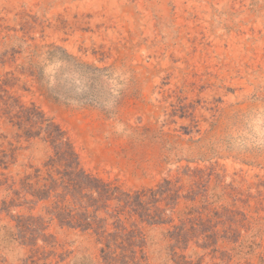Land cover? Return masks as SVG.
I'll return each mask as SVG.
<instances>
[{"label":"rangeland","instance_id":"obj_1","mask_svg":"<svg viewBox=\"0 0 264 264\" xmlns=\"http://www.w3.org/2000/svg\"><path fill=\"white\" fill-rule=\"evenodd\" d=\"M30 112L146 193L128 235L22 196ZM0 264H264V0H0Z\"/></svg>","mask_w":264,"mask_h":264},{"label":"trees","instance_id":"obj_2","mask_svg":"<svg viewBox=\"0 0 264 264\" xmlns=\"http://www.w3.org/2000/svg\"><path fill=\"white\" fill-rule=\"evenodd\" d=\"M30 115L29 119H38L35 124H39L37 133L30 136L40 139L44 145L54 150V154L44 164L45 174L38 167L35 169L34 179L26 176V186L31 191H24L22 196L25 198L30 195L31 200L37 203L49 201L48 213L54 216L53 212H56L57 217L59 213L64 214L66 224L86 232L92 230L100 239L109 234V224H112L116 232L128 235L130 231L124 225L121 211L124 208L135 211L132 206L143 203L146 193H121L110 183L88 173L82 168L78 154L64 132L49 118L34 112H30ZM102 244L104 254H114V243L102 241Z\"/></svg>","mask_w":264,"mask_h":264}]
</instances>
